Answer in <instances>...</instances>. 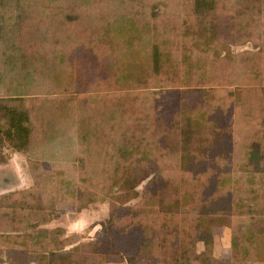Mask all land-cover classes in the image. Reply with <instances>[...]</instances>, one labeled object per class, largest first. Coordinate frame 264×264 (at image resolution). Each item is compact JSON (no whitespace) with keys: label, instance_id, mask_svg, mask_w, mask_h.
Listing matches in <instances>:
<instances>
[{"label":"trees","instance_id":"obj_1","mask_svg":"<svg viewBox=\"0 0 264 264\" xmlns=\"http://www.w3.org/2000/svg\"><path fill=\"white\" fill-rule=\"evenodd\" d=\"M0 132L33 180L0 264H264V0H0ZM106 200L96 238L43 227Z\"/></svg>","mask_w":264,"mask_h":264},{"label":"rangeland","instance_id":"obj_2","mask_svg":"<svg viewBox=\"0 0 264 264\" xmlns=\"http://www.w3.org/2000/svg\"><path fill=\"white\" fill-rule=\"evenodd\" d=\"M231 48H232V51L234 53H243L246 51L258 50V48H254V45L251 42L243 43L240 45H233ZM7 148L8 147L6 145L4 146V144L2 143V133L0 132V151H2V153L3 152L6 153L5 155H9V151L7 150ZM2 153H1V155H3ZM25 169H27V170H25ZM25 169L23 170V168H22L23 174L21 173L22 175H20V179L22 181H25L24 175H26V176L29 175L31 182L33 183L31 174L29 172L28 163H26ZM15 180H16V174L14 173V171L12 169L7 167V168H5V170L3 172H0V182H3V183L5 182L6 186H9L7 188H10V186H12L15 183ZM32 183H31V185H32ZM125 184L128 185L130 189H132L133 187H136V189L139 190L140 197L138 199L134 200L132 202V204L136 203L140 199H142V196L144 195V193L147 190L145 183L138 185V186H135L134 182L128 181ZM31 185H29V186H31ZM25 187H28V186L24 185L23 188H25ZM16 190H18V189H16ZM11 191H14V190H10L8 192H11ZM8 192H6V193H8ZM110 209H111V206H110V202L108 200L98 201V202L92 203L88 207H86L80 211H77L73 207H68L60 216H58V217L53 216L48 223L43 225V227H46L49 229H62L61 236L67 237L68 240H70L69 242H77V241H84V240L86 241V240H89L90 238H96L97 236L100 235L102 225L104 223L108 222V220H109ZM79 213H81L80 217L78 216ZM77 217H79L80 219L76 220ZM81 218L86 219L85 224L81 223ZM75 220H76V224H75L76 229L75 230H77V231L68 230L66 227H64V226L69 225L73 221L75 222ZM51 222L56 223V225H58V226L51 228V226H49V224ZM82 225H84V226H82ZM225 231H228V233H229L228 234V242H229L228 247H225V242L227 240L226 239L227 232H225ZM197 250L199 252H205L208 256L213 257V258H227V257H229L230 256V250H231V229L229 227H226V226L214 227V240L210 243H205L202 241L198 242L197 243ZM215 252H216L217 256L213 255ZM109 263L119 264L122 262H109ZM123 263L129 264L128 261H124ZM250 263H256V262H250ZM246 264H249V263H246Z\"/></svg>","mask_w":264,"mask_h":264},{"label":"crops","instance_id":"obj_3","mask_svg":"<svg viewBox=\"0 0 264 264\" xmlns=\"http://www.w3.org/2000/svg\"><path fill=\"white\" fill-rule=\"evenodd\" d=\"M7 150L9 151V155H8L9 158L6 161H3V162L0 161V172H3L5 170V168L8 167V168L12 169L14 171V173L16 174V180H15V183L12 186H10V188H7L9 186H6L5 182L4 183L0 182V195L3 194V193L8 192L10 190L21 189V188L24 187V185L25 186H29L32 183L29 175H27V176L24 175L25 181H22L20 179V175L23 174L22 173V168H23V170L26 168V163H27L26 157L23 154H21V152H19V151H15V150L9 149V148H7ZM1 153H2V151H0V154ZM2 154H4V152ZM25 170H27V169H25ZM80 214L81 213H79V215H78L79 217L81 216ZM79 217H77L76 220H79L80 219ZM76 220H75V222L73 221L69 225L64 226V227H66L68 230H75L76 229V225H75L76 224ZM85 222H86V219L85 218L84 219L81 218V223L85 224ZM49 226H51V228H53V227H57L58 225H56V223H52L51 222L49 224ZM82 226H84V225H82ZM75 231H77V230H75ZM225 232H227V234H226V239L227 240L225 242V247H228V245H229L228 234L229 233H228V231H225ZM213 255L217 256L216 252ZM108 264H112V263H108ZM119 264H125V263L122 262V263H119ZM249 264H262V263L256 262V263H249Z\"/></svg>","mask_w":264,"mask_h":264}]
</instances>
